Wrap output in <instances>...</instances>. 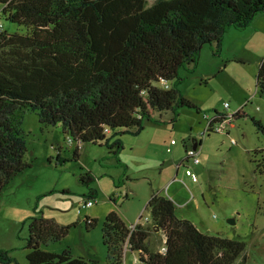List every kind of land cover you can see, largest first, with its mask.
<instances>
[{
    "label": "trees",
    "instance_id": "1",
    "mask_svg": "<svg viewBox=\"0 0 264 264\" xmlns=\"http://www.w3.org/2000/svg\"><path fill=\"white\" fill-rule=\"evenodd\" d=\"M0 5V20L27 30L11 34L0 22V197L32 167L22 129L27 112L36 113L43 127H59L69 145H76V154L83 144L118 151L121 140L110 144L111 138L134 129L139 134L157 113L173 111L178 117V108H196L170 82L179 78L180 68L197 65L204 45L220 50L229 28L243 30L264 12V0H0ZM256 88L264 95V59ZM223 116L215 111L213 124ZM263 154L249 153L261 174ZM188 163L185 159L179 167L186 170ZM93 179L89 172L80 178L86 185ZM90 190L95 198L97 191ZM146 210L149 220L133 230L116 211L106 217L101 230L110 264H124L128 250L137 252L139 264H236L241 257L239 264L246 263L244 241L200 231L178 217L166 195L153 194ZM84 222L89 229L98 224L90 218ZM68 229L35 216L27 261L102 264L42 249L65 238ZM154 233L164 236L165 252L151 247ZM13 262L7 251L0 252V263Z\"/></svg>",
    "mask_w": 264,
    "mask_h": 264
},
{
    "label": "rangeland",
    "instance_id": "2",
    "mask_svg": "<svg viewBox=\"0 0 264 264\" xmlns=\"http://www.w3.org/2000/svg\"><path fill=\"white\" fill-rule=\"evenodd\" d=\"M2 9L0 5V15ZM0 22L11 34L27 32L4 18ZM263 59L261 12L247 28H229L220 50L204 45L197 65L180 68L179 78L170 82L196 108H178V117L173 111L157 113L153 121H144L139 134L134 129L111 138L110 144L121 140L118 151L106 144H83L76 154V145H69L59 127H43L36 113L27 112L22 129L32 167L0 197V252L9 253L15 260L11 264H30L29 226L39 216L69 228L65 238L45 245L44 251L110 264L101 230L106 217L116 211L130 228L139 221L146 224L148 201L161 193L174 201L178 217L200 231L244 241V264H264V172H256L249 156L264 151V131L255 124L264 125V95L256 88ZM240 109L224 132L202 137L205 113L212 117L215 111L236 114ZM193 138L202 141L196 154L199 164H187L197 182L179 167ZM172 140L177 144L171 145ZM261 159L257 155V161ZM87 172L94 178L88 185L80 180ZM90 188L97 191L95 198ZM88 200L93 206H84ZM86 218L98 220L96 227L89 229ZM164 240L154 233L151 247L159 250ZM137 255L128 250L124 264H134Z\"/></svg>",
    "mask_w": 264,
    "mask_h": 264
},
{
    "label": "built area",
    "instance_id": "3",
    "mask_svg": "<svg viewBox=\"0 0 264 264\" xmlns=\"http://www.w3.org/2000/svg\"><path fill=\"white\" fill-rule=\"evenodd\" d=\"M224 108L226 110H229V104L228 103H225L224 104ZM234 115L235 114H224L221 123H219V124H213L214 123L213 122V120H214L213 119V116L211 117L208 113H206L204 115V118H205L207 124H206V128H205V130L203 132V136H205L209 130L213 131L214 133H222V132H224L226 125L232 121ZM175 144H176V141H174V140L171 141V145H175ZM197 150L198 149L188 148L186 150V152H187L186 159H189L190 161L193 160V162L195 164H199V160L196 157ZM167 152L168 153L171 152V149L170 148H167ZM185 173H186V175L188 177H190L192 179L193 182H197L198 181V178H197L196 174L192 171V169H190V168L186 169L185 170ZM84 206H89V207L90 206H93V202L92 201L86 202L84 204ZM134 227H135V225L131 227L132 230L134 229ZM165 250L166 249L164 247H161L160 248V252H165ZM134 264H139L138 263V259L135 261Z\"/></svg>",
    "mask_w": 264,
    "mask_h": 264
},
{
    "label": "crops",
    "instance_id": "4",
    "mask_svg": "<svg viewBox=\"0 0 264 264\" xmlns=\"http://www.w3.org/2000/svg\"><path fill=\"white\" fill-rule=\"evenodd\" d=\"M229 107H231V106H229ZM206 114V113H205ZM208 137V136H207ZM173 141V140H172ZM175 141V140H174ZM176 144H177V142H176ZM175 144V145H176ZM194 145H196V139H192V144L191 145H188V147H185V150H187L188 148H191L192 146H194ZM200 147H201V145H200ZM200 147H199V149H200ZM198 149V150H199ZM172 151V150H171ZM169 153H171V152H169ZM189 167V166H188ZM180 168H182V167H180ZM191 169V168H190ZM193 171V170H192Z\"/></svg>",
    "mask_w": 264,
    "mask_h": 264
},
{
    "label": "flooded vegetation",
    "instance_id": "5",
    "mask_svg": "<svg viewBox=\"0 0 264 264\" xmlns=\"http://www.w3.org/2000/svg\"><path fill=\"white\" fill-rule=\"evenodd\" d=\"M202 137L203 138H206V136H203V134H202ZM203 140V139H202ZM198 141L200 142L199 144H198ZM201 140H196V145H194V146H196V149H199V147H200V145H201ZM197 144H198V146H197ZM194 146H192L191 148H194Z\"/></svg>",
    "mask_w": 264,
    "mask_h": 264
},
{
    "label": "water",
    "instance_id": "6",
    "mask_svg": "<svg viewBox=\"0 0 264 264\" xmlns=\"http://www.w3.org/2000/svg\"><path fill=\"white\" fill-rule=\"evenodd\" d=\"M194 149H196V146H194ZM230 223H234V220H229Z\"/></svg>",
    "mask_w": 264,
    "mask_h": 264
}]
</instances>
